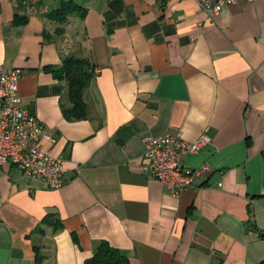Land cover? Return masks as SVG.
Here are the masks:
<instances>
[{"label":"crops","instance_id":"0c3cea01","mask_svg":"<svg viewBox=\"0 0 264 264\" xmlns=\"http://www.w3.org/2000/svg\"><path fill=\"white\" fill-rule=\"evenodd\" d=\"M84 18L47 15L62 0H0V66L20 69L21 105L64 162L52 189L6 165L0 264H84L102 242L130 264H259L264 259V0L207 21L197 0H73ZM16 16L26 17L15 26ZM88 59L90 118L68 121L65 59ZM211 143L181 159L207 166L173 197L142 171L144 140ZM218 182L210 186L213 176ZM59 223L42 225L48 217ZM42 228L43 234L36 232Z\"/></svg>","mask_w":264,"mask_h":264},{"label":"built area","instance_id":"2783aa9c","mask_svg":"<svg viewBox=\"0 0 264 264\" xmlns=\"http://www.w3.org/2000/svg\"><path fill=\"white\" fill-rule=\"evenodd\" d=\"M197 1L207 21L212 23L225 7L255 0ZM22 74L20 69L0 66V177L2 168L10 165L29 178L40 180L52 189H60L64 185V162L43 148V141L54 144L55 140L21 105L19 82ZM210 143L211 138L206 132L192 143L185 141L180 133L148 137L144 140L142 171L147 178L160 182L173 197L179 198L195 189L198 178L209 175L207 166L186 170L181 159L201 152Z\"/></svg>","mask_w":264,"mask_h":264},{"label":"trees","instance_id":"16d2710c","mask_svg":"<svg viewBox=\"0 0 264 264\" xmlns=\"http://www.w3.org/2000/svg\"><path fill=\"white\" fill-rule=\"evenodd\" d=\"M19 7L24 8V3L28 0H16ZM86 10L77 6L73 0H62L58 10L47 15V18L58 23H65L69 16L77 15L84 18ZM27 18L16 16L14 25L23 26ZM60 79L65 81L68 86V98L70 108L63 110V115L68 121H83L90 118V104L88 102V90L92 79L95 76V66L88 59L70 57L64 60L59 70ZM48 216L42 221V225L52 226L54 232L61 229L59 223L51 220ZM36 232L43 234L42 228ZM42 259L39 254L36 256V264H41ZM84 264H130L127 257L122 255L119 250L110 246L107 242H102L92 258L86 260ZM264 264V259L259 263Z\"/></svg>","mask_w":264,"mask_h":264},{"label":"water","instance_id":"95a60500","mask_svg":"<svg viewBox=\"0 0 264 264\" xmlns=\"http://www.w3.org/2000/svg\"><path fill=\"white\" fill-rule=\"evenodd\" d=\"M218 179H219V176H217V175L213 176V178L209 182V185L210 186L215 185L218 182Z\"/></svg>","mask_w":264,"mask_h":264}]
</instances>
